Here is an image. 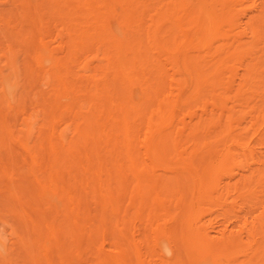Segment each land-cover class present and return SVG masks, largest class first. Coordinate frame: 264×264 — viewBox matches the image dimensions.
I'll list each match as a JSON object with an SVG mask.
<instances>
[{"label": "bare ground", "instance_id": "obj_1", "mask_svg": "<svg viewBox=\"0 0 264 264\" xmlns=\"http://www.w3.org/2000/svg\"><path fill=\"white\" fill-rule=\"evenodd\" d=\"M84 6L115 46V118L135 194L152 167L174 183L157 198L177 230L156 229L158 263L264 264V0Z\"/></svg>", "mask_w": 264, "mask_h": 264}, {"label": "rangeland", "instance_id": "obj_2", "mask_svg": "<svg viewBox=\"0 0 264 264\" xmlns=\"http://www.w3.org/2000/svg\"><path fill=\"white\" fill-rule=\"evenodd\" d=\"M85 4L0 0V264H159L156 229L177 231L173 181L152 167L135 194L115 46Z\"/></svg>", "mask_w": 264, "mask_h": 264}]
</instances>
